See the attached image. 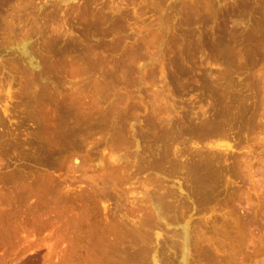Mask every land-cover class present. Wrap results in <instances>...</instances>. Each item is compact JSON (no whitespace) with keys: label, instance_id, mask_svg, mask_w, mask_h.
Masks as SVG:
<instances>
[{"label":"rangeland","instance_id":"obj_1","mask_svg":"<svg viewBox=\"0 0 264 264\" xmlns=\"http://www.w3.org/2000/svg\"><path fill=\"white\" fill-rule=\"evenodd\" d=\"M253 102L264 0H0V264H264Z\"/></svg>","mask_w":264,"mask_h":264},{"label":"bare ground","instance_id":"obj_2","mask_svg":"<svg viewBox=\"0 0 264 264\" xmlns=\"http://www.w3.org/2000/svg\"><path fill=\"white\" fill-rule=\"evenodd\" d=\"M21 45H22V44H21ZM23 48H24V46H23ZM24 49H25V48H24ZM229 83H230V82H229ZM226 86H227V85H226ZM230 87H232V86H229V88H230ZM250 91H251V90H250ZM223 92H224V91H223ZM238 92H239V91H238ZM231 93H232V92H231ZM231 93H230V94H231ZM233 93H234V92H233ZM227 95L230 96L229 93H228ZM231 95H233V97H234V94H231ZM243 95H245V94H243ZM243 95H242V96H243ZM215 96H216V95H215ZM225 96H226V95H225ZM236 96H239V95H236ZM242 96H240L241 99L244 97V96H243V97H242ZM240 97H239V98H240ZM245 97H246V95H245ZM245 97H244V98H245ZM250 97H251V96H250ZM258 97H259V96H258ZM226 98H227V97H226ZM231 98H232V97H231ZM231 98H230V99H231ZM235 98H238V97H235ZM246 98L248 99L249 97H246ZM252 98H253V97H252ZM259 98H260V97H259ZM230 99H229V97H228V100H226L227 103H228V101H229ZM241 99H239V103H240ZM247 99H245V100H247ZM216 100H217V99H216ZM233 100H236V99H233ZM248 100H250V99H248ZM260 100H261V99H260ZM218 101H219V100H218ZM257 101H258V100H257ZM261 101H262V100H261ZM230 102H231V101H230ZM242 102H245V101L243 100ZM254 102H255V101H254ZM254 102H253V103H254ZM215 103H216V102H215ZM222 103H223V102H222ZM246 103H247V105H248V106H247V105H246V106L249 107L250 105L248 104L247 101H246ZM249 103H251V101H250ZM256 103H260V102H256ZM261 103H262V102H261ZM229 104H230V103H229ZM240 104H241V103H240ZM243 105H244V103H243ZM253 105H255V103H254ZM257 105L260 107L262 104H260V105L257 104ZM257 105H255V106L257 107V109H259V107H258ZM246 106H244V107H246ZM262 106H264V105H262ZM253 107H254V106H253ZM233 108H234V107H233ZM251 108H252V107H251ZM260 108H261V107H260ZM262 108H264V107H262ZM227 109H228V108H227ZM236 109H237V108H236ZM241 109H242V108H241ZM246 109H247V108H246ZM246 109H245V110H246ZM218 110H219V109H218ZM252 110H253V109H251V111H252ZM254 110H256V109H254ZM261 110H263V109H261ZM261 110H260V109L257 110L258 112H257L256 114H254L255 117H256L257 114H259V111H260V113H261ZM238 111H239V110H238ZM242 111H243V114H246L247 111H248V114H249V112H250L248 109L246 110V113H244V112H245L244 110H242ZM242 111H241V112H242ZM218 112H219V111H218ZM236 112H237V111H236ZM236 112H234V114H235ZM241 112H240V113H241ZM255 112H256V111H255ZM255 112H254V113H255ZM263 112H264V110L262 111V115H261V116H263ZM231 113H232V112H231ZM240 113H239V114H240ZM232 114H233V113H232ZM241 114H242V113H241ZM248 114H246V115H248ZM251 114H252V116H253V113H252V112H251ZM246 115H244V116H246ZM231 116H233V115H231ZM235 116H236V114H235ZM237 116H238V115H237ZM242 116H243V115H241V119H242ZM244 116H243V118H244ZM249 116H250V115H249ZM225 117H226V116H225ZM246 117H247V116H246ZM250 117H251V116H250ZM253 117H254V116H253ZM253 117H252V119H254ZM231 118H232V117H231ZM239 118H240V117H239ZM239 118L237 117L238 120H239ZM247 118H249V117H247ZM219 119H221V118H219ZM222 119H223V118H222ZM234 119H235V118H234ZM237 119H236V120H237ZM249 119H251V118H249ZM249 119H248V120H249ZM252 119H251V120H252ZM224 120H225V119H224ZM228 120H229V119H228ZM236 120H235V121H236ZM238 120H237V121H238ZM245 120H246V119H245ZM216 121H217V120H216ZM237 121H236V122H237ZM239 121H241V120H239ZM242 122H244V120H242ZM233 124H235V123H233ZM236 124H237V123H236ZM209 125H210V124H209ZM239 126H240V125H239ZM239 126H238V127H239ZM195 127H196V126H195ZM214 127H215V126H214ZM220 127H221V126H220ZM240 127H241V126H240ZM199 128H200V127H199ZM241 128H242V127H241ZM222 129H224V128H222ZM239 129H240V128H238V131H239ZM199 130H202V129H199ZM207 130H208V129H207ZM212 130H214V129L212 128ZM216 130H217V129H216ZM224 130H225V129H224ZM210 131H211V130H210ZM217 132H218V131H217ZM217 132H216V133H217ZM204 133H205V132H204ZM216 133H215V134H216ZM220 134H221V133H220ZM211 135H212V134H211ZM178 136H179V135H178ZM172 138H173V137H172ZM171 142H172V141H171ZM183 143H184V142H183ZM164 146H165V145H164ZM171 147H172V146H171ZM171 147H170V148H171ZM178 149H179V148H177V150H178ZM185 149H186V148H185ZM164 150H165V148H164ZM188 150H189V149H188ZM183 151H184V150H183ZM163 153H164V151H163ZM175 153H176V155H178L177 152H175ZM182 153H183V152H182ZM200 153H201V152H200ZM172 154H173V153H172ZM202 154H203V153H202ZM208 154H209V153H208ZM214 154H215V153H214ZM173 155H174V154H173ZM176 155H174V156H176ZM194 155H195V154H194ZM196 156H197V155H196ZM199 156H200V155H199ZM205 156H206V154H205ZM207 156H208V155H207ZM209 156H210V155H209ZM215 156H216V155H215ZM217 156H218V155H217ZM184 157H185V156H184ZM211 158H212V157H211ZM213 158H214V157H213ZM213 158H212V159H213ZM165 159H166V158H165ZM205 159H206V158H205ZM214 159H215V161H216V158H214ZM169 160H170V159H169ZM209 160H211L210 157H209ZM217 160H218V159H217ZM197 161H198V160H196V163H197ZM205 161H206V160L203 159V163H204ZM215 161H214V162H215ZM167 162H168V161H167ZM193 162L195 163V160L192 161V163H193ZM200 162H201V159L198 161V163L200 164ZM207 162H210V161H208V158H207V161H206L205 163L208 164ZM217 162H220V161L218 160ZM177 163H178V162H177ZM181 163H182L181 166H183V164L186 165V164H185L186 162H184V161L181 162ZM192 163H191V164H192ZM194 163H193V164H194ZM211 163H212V162H211ZM211 163H209L208 165H210ZM215 163H216V162H215ZM215 163H214V164H215ZM201 164H202V162H201ZM201 164H200V167H201L200 170L198 169L199 172H200L201 169L203 168L202 165H204L205 169H208V170H204V171H202L201 173H199V174H200V177H196V176H195V177H196V180H195V178H194V181H195L196 183H200V186L203 187V189H201V192H203V194H206L207 192H208L207 194H210L211 192H213V191L216 189L215 187H217L216 185H218L219 183H218L217 178H215V175H216V174L213 173L214 170L211 168L212 166H211L210 168H207L208 166H207L206 164H202V165H201ZM214 164H213V165H214ZM216 164H217V163H216ZM216 164H215V165H216ZM197 165H198V164H197ZM211 165H212V164H211ZM185 167H186V166H185ZM190 167H191V166H190ZM193 167L197 169V167H196L195 164L193 165ZM214 167H215V166H214ZM191 168H192V167H191ZM194 168H192V169H194ZM198 168H199V167H198ZM215 168H216V167H215ZM203 169H204V168H203ZM210 169H212L213 171H211ZM215 170H216V169H215ZM192 171H193V170H192ZM192 171H191V172H192ZM194 171H195V170H194ZM215 172H216V171H215ZM196 173H197V172H195V174H194V172H193L194 175H198V174H196ZM214 174H215V175H214ZM216 176H217V175H216ZM192 177H193V176H192ZM217 177H218V176H217ZM198 178H199V182H197V179H198ZM218 178H219V177H218ZM192 180H193V178H192ZM220 180H221V178H220ZM194 181H193V182H194ZM221 181H222V180H221ZM221 181H220V182H221ZM195 182H194V183H195ZM194 183H193V184H194ZM221 184H222V182H221ZM195 186L197 187L196 184H195ZM219 186H221V185H219ZM201 187H199V189H200ZM204 188H205V191H204ZM217 188H218V187H217ZM197 190H198V189H197ZM217 190H218V189H217ZM199 193H200V192H199ZM200 194L202 195V193H200ZM207 194H206V196H208ZM211 194H213V193H211ZM201 195H200V196H201ZM209 196H210V195H209ZM208 198H209V197H208ZM197 199H199V196H198ZM186 229H187V228H186ZM183 232H184V231H183ZM187 235H188V234H187ZM183 237H184V235H183ZM185 241H186V240H185ZM184 244H185V242H184ZM180 247H181V246H180ZM184 247H185V246H184ZM185 249H186V248H185ZM181 250H183V249H181ZM184 257H185V256H184ZM155 263H156V261H155Z\"/></svg>","mask_w":264,"mask_h":264}]
</instances>
